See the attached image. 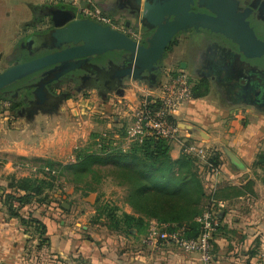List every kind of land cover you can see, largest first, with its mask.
Here are the masks:
<instances>
[{"label":"crops","instance_id":"1","mask_svg":"<svg viewBox=\"0 0 264 264\" xmlns=\"http://www.w3.org/2000/svg\"><path fill=\"white\" fill-rule=\"evenodd\" d=\"M115 1L105 0L101 9L110 16L115 15L114 17L120 19L118 22L123 24L124 20H128L126 19L129 15L127 8H107L108 4ZM4 47L5 45L0 43V51H3ZM136 88L130 84L129 88L125 87L123 95L117 96L133 102L136 99L134 92L138 90ZM148 88L152 90L155 87L149 86ZM100 98L102 102L98 106L100 115L93 124L96 126L101 123L103 126L101 128H112L115 132L120 129L121 124L123 126L125 124L126 127L125 119L119 118V115H116L117 112L113 110L114 106L116 108L118 99L117 101L111 99L109 93L106 97ZM69 101L70 99L65 101L68 106H71L69 112L68 109L67 112L62 110L64 102L55 113H41L36 115L33 121H24L20 128H7L8 136L15 134L20 140L10 142L7 138L1 137V143L5 146L4 150H10L6 146L11 145H19L21 149L27 147L29 152L18 148L20 152L16 153L15 158L20 161H25L30 156L34 160L48 158L62 163L74 161V150L91 144L92 134L85 137L86 124L83 125L81 134L77 126L73 125L72 128L75 127V129L72 131L68 130V127L66 129L57 128L60 127V122L66 119V113L71 116L83 115V120L86 119L85 116H88L84 109H76L75 105ZM186 108L190 110L191 103H188ZM212 112L213 114L218 113L215 118L198 120L192 118L180 106L173 119L180 132L186 136L183 138L185 141L201 146L205 144L206 146L209 144L217 146V149L211 151L218 156L220 161L217 174L215 176L207 174L205 177L209 181V187L215 186L218 198L225 202V206L218 213V225H224L225 231L217 232L212 236L211 241L213 263L263 264L264 160L260 159L259 154L264 153V137L253 133L252 130L264 125V117L260 119L261 116H258V121L256 120L254 126H247L243 136L236 137L235 131L241 125H238L239 122H236L234 118L230 121V110L220 107ZM109 115L113 119L111 127L105 121V116L109 117ZM39 116L50 121V131L45 132L44 136L42 132L39 134L36 131L35 126H31ZM241 116L245 117V115ZM251 116L254 117L252 114ZM243 120V124L248 121ZM88 122L91 120H85V123ZM123 126L122 129H125ZM216 131H218L217 134H214ZM203 134L206 137H202ZM197 135L199 137H195ZM28 138L33 141L27 142ZM225 149L233 153L239 162L235 163L229 159ZM179 153V145L172 143L171 157L176 158ZM64 156L71 159L64 160ZM12 176L24 177L27 176V172L21 170L17 164H13L10 158L0 161V264H201L197 252H184L171 244H161L158 248L151 249L142 243L145 233L138 234L135 229H129L128 234L110 230L105 224H99L100 228L95 229L83 214L75 216L69 208H66L65 213H60L58 206L61 204L57 203L55 190L51 191L52 196L48 197L46 203L32 201L20 208L24 217L30 215L45 224L44 236L47 242L39 245L37 232L31 227H25L17 217H10L6 212L1 194L4 189L10 190L7 183ZM119 196L121 201L117 205H120L125 212H131L130 206L123 201L124 195ZM13 205L19 207L21 204L14 200ZM100 220L105 222L104 217Z\"/></svg>","mask_w":264,"mask_h":264},{"label":"water","instance_id":"2","mask_svg":"<svg viewBox=\"0 0 264 264\" xmlns=\"http://www.w3.org/2000/svg\"><path fill=\"white\" fill-rule=\"evenodd\" d=\"M238 3V0H128L124 4L128 13L136 18L141 27L152 29L143 41L109 25L76 16V7L73 5L52 8L48 11L52 27L42 34L41 40L44 46L55 50L2 69L0 90L39 71L41 75L58 71L55 77L57 79L70 70L83 69V62H89L94 56L109 51L124 59L120 64L111 60L109 64L114 66L98 73L101 78L113 79L111 85L105 88L99 86L98 95L106 97L110 92L123 95L126 87L124 78L139 82L147 79L152 86L157 80L155 71L163 59L168 43L175 34L188 29L197 32L205 29L221 34L236 44L238 54L245 58L261 57L264 55V35L262 39L258 38L246 20L251 8L241 9ZM193 4L204 7L209 13L192 10ZM258 12L264 19V0L260 3ZM129 25L130 22L126 21L125 26ZM254 75L258 80L247 79L244 85L246 98L240 97L241 101L237 105H248L264 112V70L255 69ZM40 82L44 91H47L45 82ZM33 92L36 93V90ZM60 104V97L54 99L52 107L41 113H55ZM225 151L229 159L239 162L228 149ZM61 206L68 208L66 203H61Z\"/></svg>","mask_w":264,"mask_h":264},{"label":"trees","instance_id":"3","mask_svg":"<svg viewBox=\"0 0 264 264\" xmlns=\"http://www.w3.org/2000/svg\"><path fill=\"white\" fill-rule=\"evenodd\" d=\"M172 121L175 122V119L172 118ZM115 133L94 135L91 144L74 150V161L56 164L62 172L72 174L74 182L86 185L110 176L122 187L123 201L130 206L131 212L127 213L116 205L100 207L97 215L105 218L108 229L125 234L129 229H135L138 234H144L150 222L154 221L168 229L184 227L186 236H196L199 226L194 218L210 205L211 198L220 200L215 186L206 192L203 185L199 166L201 164L206 175L210 173V167L196 155L182 149L176 158H172V142L167 138L144 136L141 141H131L123 146L125 129L117 133V139ZM259 156L264 160V153ZM39 160L52 166L48 163L50 161ZM208 163L218 169V156L208 152ZM43 184V179L36 176H12L7 183L10 190L4 189L1 194L8 216L17 217L22 225L34 229L39 245L47 242L45 224L30 215L24 217L20 208L32 201L46 203L48 195L43 197L42 192L48 187ZM14 200L21 205L14 206ZM58 208L63 210L61 206ZM224 229V225H217L212 236Z\"/></svg>","mask_w":264,"mask_h":264},{"label":"rangeland","instance_id":"4","mask_svg":"<svg viewBox=\"0 0 264 264\" xmlns=\"http://www.w3.org/2000/svg\"><path fill=\"white\" fill-rule=\"evenodd\" d=\"M96 3L102 7L105 0H95ZM38 3L41 2L40 0H0V43L4 44L5 47L3 51H0V70L5 68L10 62L7 59V51L9 49V44H11V41L13 42L18 35L19 28L22 27V25L25 23L26 20L29 19V11L27 7V3ZM43 2V1H42ZM54 3V2H49ZM206 34H199L197 31L193 29H188L187 31H180L171 39V41L168 43L163 59L161 61L162 69L165 70H183L180 67L179 61L188 62L193 61L196 59L198 51L206 44L207 37ZM3 46V45H2ZM187 75L188 84L190 87V90H192L193 95L183 101L181 105V109H184L187 114H189L192 118H196L198 120H206V119H212L217 116L218 113L213 114L212 111H216L220 107L222 108H228L230 110V121L234 118L236 122H239L238 125L239 129H237L235 132V136H243L244 130L247 126H254V124L258 121L257 117L261 116L264 117V112L255 109L254 107L248 106V105H230L225 104V98L223 93L217 88L213 86H209L210 84H206L202 86V84L198 83L196 79L191 76ZM161 78V76H160ZM161 80L159 79L152 87L159 84ZM126 88H129L130 84H133L135 87H137L135 90L134 97L136 98L133 102H129L127 99L120 98L117 96L114 92L109 93V97L111 99H118L115 106L113 107L114 111L117 112L116 115H119V118L122 117V119H125L127 124L130 121L131 114L135 110L136 107H138L140 100L143 98V95L145 93H149V83L144 81H137V80H128L126 81ZM213 87V88H212ZM127 101V102H125ZM73 105H75L76 109H84L85 114L88 116H85L86 119H82V116L80 114H76L74 116H71L70 114L66 113V119L62 120L60 122V127H57L58 129H66L72 131V125L77 126V129H79V134H81L83 131L82 127L84 124H86L85 128V137L87 135L92 134L91 136L94 137V135L102 134V133H114V129H108V128H101L103 127L101 123L93 124V122H96V120L99 117L100 111H98V106L101 104V98L100 95H98L97 91L95 89H84L80 92H72L70 101ZM188 103H191V109L189 110L186 108V105ZM70 107V108H69ZM64 111L68 112L71 109V106L67 105V102L64 103V107H62ZM116 109V110H115ZM215 109V110H214ZM111 111L112 113L114 111ZM254 115V117L251 116ZM114 115V114H113ZM245 117L243 118V116ZM249 116V117H248ZM251 118V119H250ZM45 117L39 116L37 120L34 122L32 127H36V131H38L39 134L42 132V136L45 135V132L50 131L49 119L45 120ZM243 119L248 120L246 124H243ZM85 120H88L91 122L85 123ZM112 118L109 115V117L105 116V121L109 123V126L111 127ZM234 120V121H235ZM257 120V121H256ZM25 120L22 117H17L14 115L8 114V111L6 110H0V161L10 158L13 160V164H17L21 170H24L27 172V176H36L40 179H43V185L45 187H48L47 189H44L43 197L45 195L50 197L51 191H56L57 195V203L59 205L61 203H66L68 205L69 210L72 209V213L76 216H79L83 214L85 218L90 220L93 228L98 229L100 228L99 224H105L104 221L101 222L100 219H102V216L97 215V211L99 212L100 207L105 206H111L116 205L117 207L121 208L120 205L118 206V202L121 201V198H119L120 194L123 195V190L119 185H117L114 181L111 180L110 176H104L100 178L97 181H93L90 183H87L86 185L83 182H74L73 176L68 175V173H64L60 170V166L56 164V160L44 158L46 161H50L48 163H52V166L46 165L44 161L42 160H34L31 156L29 158H26L25 161H20L15 158L17 155V152L24 151L23 149L29 150L26 148H19L18 146H6V148H9L10 150H4V144L1 143V137L7 138V140L11 141H19L18 135H11L8 136L6 133L7 128H20L22 127V124ZM104 121V120H103ZM117 121V120H116ZM122 121V120H120ZM178 121H180L178 119ZM263 121V120H262ZM106 124V123H105ZM121 124V123H120ZM30 126V125H29ZM29 126L26 128H29ZM122 124L120 126V129H118L117 133H120L122 129ZM179 126H182V124H179ZM231 126V125H230ZM125 127V124L124 126ZM232 127V126H231ZM92 129L91 131L88 129ZM261 129V130H258ZM256 130H252L254 133H258L260 137H264V125L262 124L261 127H259ZM117 130V129H116ZM18 131V130H17ZM74 131V130H73ZM218 131H216L214 134H217ZM117 133H115V137H117ZM246 133V132H245ZM182 138L186 137L181 132H179ZM48 136V135H47ZM10 137V138H8ZM81 137V136H80ZM89 137V136H88ZM195 137H199L198 135ZM202 137H206L204 134ZM4 138V139H5ZM23 138V137H21ZM117 139V138H115ZM27 142H32L30 138L27 139ZM26 142V141H25ZM185 142V141H184ZM188 143H191L190 141H187ZM179 145L178 143H176ZM205 144V143H203ZM206 148V152H211L215 148L217 149V146L210 145L206 146L202 145ZM180 147V145H179ZM19 148V149H18ZM181 150V147H180ZM74 154V153H73ZM64 160H68L71 158L63 157ZM74 158V157H73ZM54 161V162H53ZM59 162V161H57ZM72 162V161H71ZM62 163V162H61ZM68 163V162H64ZM63 163V164H64ZM199 170L202 173L203 177V185L206 190V192H209V181L205 179L206 174H203L201 164L199 166ZM51 184V185H50ZM89 185V186H88ZM91 188V189H90ZM52 196V195H51ZM61 206V205H60ZM62 207V206H61ZM60 209V213H65L66 208L62 207Z\"/></svg>","mask_w":264,"mask_h":264},{"label":"flooded vegetation","instance_id":"5","mask_svg":"<svg viewBox=\"0 0 264 264\" xmlns=\"http://www.w3.org/2000/svg\"><path fill=\"white\" fill-rule=\"evenodd\" d=\"M262 1L238 0L241 9L251 8L246 20L260 39L264 35V19L261 18L258 12V7ZM125 2L127 3L128 0H116L112 4H108L107 8L125 7ZM64 5L66 3L42 1L27 3L30 14L29 19L19 28L17 38L9 44L6 54L10 62L8 66L55 50L44 46L41 36L52 27L48 11L58 6L64 7ZM191 9L209 13L204 7H198L196 4H193ZM114 16L111 15L114 20L120 21ZM126 19L130 22L127 27L137 29L140 41H143L151 33L152 29L147 30L141 27L132 14H129ZM124 22L126 21L124 20ZM124 22L123 24H125ZM198 33L206 34V44L198 51L195 60L190 61V63L179 61L180 67L183 69L180 71L193 76L202 86L206 83L214 88L217 87L224 95L225 104L237 105L241 98H246L244 85L247 79L257 81L258 78L254 75L255 69L264 70V55L257 58H245L236 52V44L221 34L209 32L205 29H200ZM123 59L118 58L115 52L109 51L94 56L89 62H83L81 64L84 67L83 69L70 70L57 79L55 77L58 71H50L44 75H41L40 71L32 73L0 90V110L3 109L8 111L10 115L22 117L27 122L33 121L36 115L41 114V111L52 107L54 99L60 97L61 104H63L71 98L72 92H80L84 89L98 91L99 86L105 88L111 85L113 79L101 78L99 74L102 70H105L104 68L114 66L109 64L111 60L116 64H120ZM161 66L160 63L155 71L157 80L154 83L165 72V69H162ZM128 80L130 78H124L123 83L125 84ZM40 81L45 82L47 91H44L45 89ZM142 81L149 83L147 79ZM34 90H36V93L33 92Z\"/></svg>","mask_w":264,"mask_h":264},{"label":"built area","instance_id":"6","mask_svg":"<svg viewBox=\"0 0 264 264\" xmlns=\"http://www.w3.org/2000/svg\"><path fill=\"white\" fill-rule=\"evenodd\" d=\"M40 1L54 3L60 1L73 5L76 7V16L109 25L139 40L136 30L114 20L101 9L95 0ZM82 2L84 5H81ZM160 80L156 88L143 95L138 107L131 114L130 121L125 127L123 146L131 141H141L144 136L164 137L172 143H178L183 151L196 155L202 163L210 167L209 175L215 176L218 169L208 163L206 148L192 142L185 143L179 134L177 123L172 121L183 101L191 96L186 73L165 70ZM224 206L223 200L210 199V205L194 218L199 226V231L194 237L186 236L184 227L168 229L152 221L143 235L142 243L151 249H156L161 244H171L184 252H197L201 264H214L211 254L212 233L218 225V213Z\"/></svg>","mask_w":264,"mask_h":264}]
</instances>
